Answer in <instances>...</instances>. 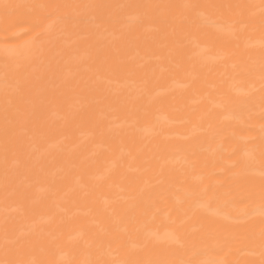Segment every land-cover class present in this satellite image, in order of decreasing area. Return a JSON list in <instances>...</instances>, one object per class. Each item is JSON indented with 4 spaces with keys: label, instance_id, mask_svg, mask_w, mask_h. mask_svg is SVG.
<instances>
[{
    "label": "bare ground",
    "instance_id": "1",
    "mask_svg": "<svg viewBox=\"0 0 264 264\" xmlns=\"http://www.w3.org/2000/svg\"><path fill=\"white\" fill-rule=\"evenodd\" d=\"M0 264H264V0H0Z\"/></svg>",
    "mask_w": 264,
    "mask_h": 264
}]
</instances>
